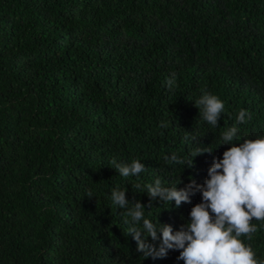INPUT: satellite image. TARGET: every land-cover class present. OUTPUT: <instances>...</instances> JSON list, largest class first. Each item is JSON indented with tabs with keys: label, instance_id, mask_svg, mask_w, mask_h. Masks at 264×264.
Here are the masks:
<instances>
[{
	"label": "trees",
	"instance_id": "16d2710c",
	"mask_svg": "<svg viewBox=\"0 0 264 264\" xmlns=\"http://www.w3.org/2000/svg\"><path fill=\"white\" fill-rule=\"evenodd\" d=\"M204 89L225 105L215 129ZM233 125L236 143L264 136V0H0V264H184L144 259L111 191L147 206L132 184H202ZM206 146L191 168L164 161ZM113 159L146 170L124 178ZM201 200L145 217L176 231ZM250 243L264 259V225Z\"/></svg>",
	"mask_w": 264,
	"mask_h": 264
},
{
	"label": "clouds",
	"instance_id": "9594fccd",
	"mask_svg": "<svg viewBox=\"0 0 264 264\" xmlns=\"http://www.w3.org/2000/svg\"><path fill=\"white\" fill-rule=\"evenodd\" d=\"M172 86L170 80L168 87ZM194 104L211 128L220 126L225 105L217 95L204 89ZM251 119V114L241 109L236 124H248ZM239 131L233 125L221 133L219 146L231 147L223 152L222 159H214L202 184L194 178L183 188L177 187L181 180L167 186L159 178L143 188L139 183L132 184L133 189L147 193L150 198L147 206L141 201H129L127 188L117 187L111 191V204L123 210L124 222L129 225L125 235H132L137 241V251L144 259L166 257L169 250H174L179 251L177 260H183L184 264H264V259H258L250 243L264 225V136L236 143ZM191 140L201 143V137L193 136ZM212 152L207 146L197 147L190 158L173 153L165 155L164 161L191 168L196 156ZM109 165L124 178L139 177L146 170L139 159L128 163L113 159ZM196 192L201 194L202 200L192 207L190 219L179 230L173 231L171 224H157L145 217V208L151 207L152 201L159 199L164 205H172L174 201L179 208L183 203H191ZM86 195L95 194L89 191ZM149 237L151 242H148Z\"/></svg>",
	"mask_w": 264,
	"mask_h": 264
}]
</instances>
